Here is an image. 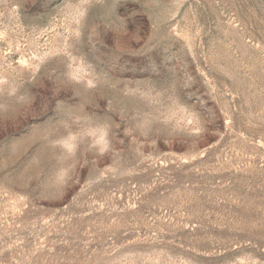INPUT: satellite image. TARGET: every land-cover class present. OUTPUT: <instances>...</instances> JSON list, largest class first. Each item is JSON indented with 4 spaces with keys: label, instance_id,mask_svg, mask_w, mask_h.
<instances>
[{
    "label": "rangeland",
    "instance_id": "rangeland-1",
    "mask_svg": "<svg viewBox=\"0 0 264 264\" xmlns=\"http://www.w3.org/2000/svg\"><path fill=\"white\" fill-rule=\"evenodd\" d=\"M0 264H264V0H0Z\"/></svg>",
    "mask_w": 264,
    "mask_h": 264
}]
</instances>
